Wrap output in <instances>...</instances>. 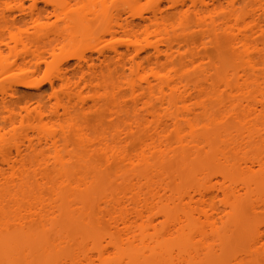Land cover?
I'll use <instances>...</instances> for the list:
<instances>
[{"label":"bare ground","instance_id":"1","mask_svg":"<svg viewBox=\"0 0 264 264\" xmlns=\"http://www.w3.org/2000/svg\"><path fill=\"white\" fill-rule=\"evenodd\" d=\"M165 1L152 19L120 27L145 42L133 45L130 69L115 50L124 60L108 73L121 87L102 88L94 69L66 81L67 98L102 88L91 103L122 104L125 119L116 109V121L89 126L66 105L60 116L63 103L25 114L4 107L0 264H213L247 229V248L219 264L264 262V219L252 223L264 216V0ZM192 24L199 33L191 38ZM212 45L219 57L211 60ZM127 97L140 113L129 116ZM29 120L36 142L2 140ZM171 161L178 166L169 175L163 164Z\"/></svg>","mask_w":264,"mask_h":264},{"label":"rangeland","instance_id":"2","mask_svg":"<svg viewBox=\"0 0 264 264\" xmlns=\"http://www.w3.org/2000/svg\"><path fill=\"white\" fill-rule=\"evenodd\" d=\"M111 4L114 7L104 17L91 18L88 16V19L81 17V11L87 12L86 10L89 11L102 5ZM158 4L164 10L168 9L165 0H21V2L20 0H0V127L7 119L4 112L5 106H11L17 112L25 114L26 109L33 110L42 107L46 111L52 109L51 107L56 103H63V107L59 108V105H57L58 111L62 113L59 112L60 116L64 112L61 108L66 105V107H69L67 108L69 111L75 115L78 114L77 116L80 117L81 122L89 126L98 123L108 125L111 123V119L116 121L119 110L120 114L117 117L125 119V113L121 112L122 104L118 105L114 102L105 104L103 102L106 107L99 108L97 101L91 103L90 100L95 98L96 94L101 95V97L104 96L105 92L102 90L104 86L109 90L118 85L119 87L122 86V81L118 82L119 80L117 81L115 77H111V74H109L111 73V70H108L109 66L112 68L111 65L116 66V63L119 65L120 60H124H122L123 54H126L124 65L127 67L131 63V59L134 58L133 48L135 49L139 44L145 42L142 39L143 37L140 36L135 38L120 34L122 32L120 27H125L128 23L143 24L146 19H152V13ZM36 13L39 16L34 17ZM11 21H14L13 24ZM109 28L118 30L119 33L115 35L116 37H111L108 32ZM198 33V29L192 24V33L189 34V37H197ZM191 38H187L185 42L187 45L191 42ZM134 44L138 45L133 47ZM214 46H208L207 51L205 50L207 52L205 53L206 56H209L208 59L218 56L217 50L213 48ZM115 50H118L121 54L123 52L121 59H119V55L115 54ZM197 51L194 50L193 53L195 54ZM200 52L203 53L202 50ZM217 59L215 58V60ZM174 63L176 65L180 64L179 62ZM130 66L127 68L130 69ZM81 68L89 76L93 72L90 71L91 69L102 71L103 77L101 76L102 79L99 78V83L103 86L101 88L99 84L101 88L97 91L99 93L96 92V88L88 87L89 89L86 90L79 89L82 92L77 90L81 95L77 92V94L75 93L76 96L72 95L73 97L67 98V94L64 93L66 81H68L67 79H73V77L76 79L73 81H78V75H83ZM124 73L125 77L129 75L127 69ZM98 75H100V72ZM123 80L128 79L125 80L124 78ZM19 81H27L32 85H37V88L17 86L16 84ZM2 99L4 102L1 101ZM82 100H86L85 105H83L84 101ZM121 101L124 105V102H129V98L127 97ZM95 102L98 107L94 106ZM119 103L121 102L119 101ZM82 107L85 108H83L84 111L81 110ZM129 107L130 105L127 106V108ZM54 108L56 107L54 106ZM74 108L77 112L74 111ZM110 112L117 114L112 113L114 116L111 118ZM130 112L128 113L129 116H133L140 113V110L133 111L131 114ZM129 116L126 114V118ZM37 129V125H32L30 121L21 130L3 136L2 140L19 142L27 147L28 141L30 142L29 139L36 142L35 139L39 138ZM5 132H9V129H6ZM0 142L2 144L1 140ZM12 153L15 155L14 151ZM13 157L15 159L16 155ZM14 159L12 160L15 161ZM177 166L176 161L163 164L169 175H172ZM35 179L39 181L41 178L36 177ZM35 179L34 181H36ZM186 181L187 184L191 182L188 176H186ZM35 189L37 190V188ZM263 219L264 216L255 217L252 223H261ZM33 223L31 224L33 225ZM33 227L35 228L34 225ZM249 230L241 231L240 236L233 241V246L226 253H218L214 257L213 264H219L221 261L227 260L232 251L245 250L251 235ZM244 264H264V262L261 256H257L247 259Z\"/></svg>","mask_w":264,"mask_h":264}]
</instances>
